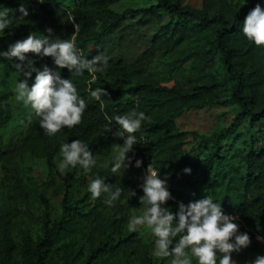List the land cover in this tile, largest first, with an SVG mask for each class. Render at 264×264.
Returning <instances> with one entry per match:
<instances>
[{"label":"trees","instance_id":"trees-1","mask_svg":"<svg viewBox=\"0 0 264 264\" xmlns=\"http://www.w3.org/2000/svg\"><path fill=\"white\" fill-rule=\"evenodd\" d=\"M72 1L73 7L69 10L55 0H0V7L11 9L10 15L16 18L20 15L17 9L21 3L29 12L27 17L14 20L11 28L4 30L0 50L32 32L49 35L47 29L51 28L53 36L65 39L75 36L77 47L89 59L96 55L109 58L106 67L100 65L103 70L95 73L97 79L91 85L93 89L106 90L107 95L102 96L103 108L100 101L89 98L88 82L92 74L84 70L83 75L75 76L67 68L61 70L62 76L72 79L78 92L88 101L81 124L70 130L65 126L49 137L36 118L31 121L12 146H0V189L11 192L13 200L27 198V184L16 167L17 162L26 155L44 156L49 167L55 168L60 145L65 141L83 140L95 157L113 153L112 145L123 143V139L113 135L119 129L114 120L111 130L105 129L109 123L106 116L136 109L148 118L135 133L138 142L128 155L133 156L134 164L143 150L159 169L160 177H167L169 191L175 199H169L167 206L175 211L179 201L188 203L211 195L214 202L221 203L225 213L238 218L240 230L250 234L249 248L255 255H264V242L256 239L257 235H264V145L258 148L254 137L249 136L248 141H242L239 151L235 149L240 138L238 130L245 121L264 125V47L249 42L241 31L250 10L257 3L264 7V0L235 4L230 0H204L201 10L184 7L178 0H158L149 7L121 13L111 8L121 0ZM160 14H166L169 21L161 34L151 37L149 47L139 58L128 60L105 50V37L126 17L151 18ZM27 55L38 60L37 68L45 64L57 67L51 57ZM155 59H163L165 74L148 71ZM0 64L15 68L16 63L0 57ZM230 103L237 104L240 111L229 127L211 136L179 131L173 121L175 115L191 109ZM8 119L0 115V126ZM141 140H144L143 146ZM193 142L200 149L197 157L189 154L188 147ZM185 167H190L191 173H185ZM136 169L129 173L128 179L114 180L108 176L105 180L113 190L122 188L116 202L131 199L133 209L137 208V200L142 195L141 171ZM61 178L65 193L58 223L65 228L75 221V214L67 206L73 177L63 173ZM131 190L136 192L135 196L131 195ZM41 200L47 207L46 200L42 197ZM48 221L46 218L41 242L28 247L30 256L25 264H44V248L51 243L53 233ZM7 237V223H0L3 246L8 243ZM117 251L127 260L149 264L147 247L133 233L120 237L116 244L98 246L82 264H92L100 253Z\"/></svg>","mask_w":264,"mask_h":264},{"label":"clouds","instance_id":"clouds-1","mask_svg":"<svg viewBox=\"0 0 264 264\" xmlns=\"http://www.w3.org/2000/svg\"><path fill=\"white\" fill-rule=\"evenodd\" d=\"M19 17L10 15L11 9L0 7V37L5 29H10L14 20H21L29 15L28 8L21 3L17 9ZM78 30V25H75ZM49 35L30 33L26 38L16 40L8 45L6 50H0V57L8 60L16 58L19 63L16 69L26 77L15 84V99L22 102L28 110V120L33 117L38 120L44 133L55 136L62 129H72L81 124L88 101L78 92L76 83L70 78H64L61 70L67 68L71 75L80 76L84 70L92 74L88 82L89 98L100 101L103 108L102 96L107 92L102 87L93 89L92 83L97 79L95 73L103 70L100 66H107L108 57L102 55L89 59L76 44L75 36L65 39L53 36L51 28ZM242 34L246 39L258 47H264V7L260 3L250 10L242 27ZM33 53L39 57H51L57 67L45 64L37 68L35 61L27 54ZM34 80L29 84V79ZM109 123L104 127L111 130L114 120L119 129L114 136L122 138L123 143H114V155L103 166L110 167L113 174L120 175L133 166V146L138 142L135 133L141 128L142 122L148 117L143 111L132 109L124 114L106 116ZM60 156L57 167L61 173L78 165L85 173L91 172L97 164V159L88 143L81 139L71 142L65 141L60 145ZM141 159H135L134 166L142 165ZM191 173L190 167L183 169ZM106 178L97 176L87 185V191L93 198L102 193L107 196L104 203L112 206L121 192L120 187L114 190L105 182ZM139 188L142 195L139 201L144 205L140 214H133L127 223L129 231H137L143 227L150 232L153 239L152 255L155 258H169L170 264H237L233 259L234 253H240L251 244V237L247 231H241L235 215L224 212L220 202H214L211 195L192 200L188 203L179 201L175 211L167 206L172 198L168 188L167 177L161 178L159 169L148 167L141 177ZM131 195L136 192L131 190ZM258 241L264 242V235H257ZM248 264H264V255H257Z\"/></svg>","mask_w":264,"mask_h":264},{"label":"rangeland","instance_id":"rangeland-1","mask_svg":"<svg viewBox=\"0 0 264 264\" xmlns=\"http://www.w3.org/2000/svg\"><path fill=\"white\" fill-rule=\"evenodd\" d=\"M66 9L73 7L72 0H55ZM158 0H121L112 6V10L121 13L127 9H141L156 4ZM184 7L201 10L204 0H178ZM244 0H230L231 3H243ZM169 18L166 14L156 17H126L121 25L110 35L105 37V50H110L113 56H122L128 60L139 58L149 47L150 39L156 34H161ZM0 45H3L0 42ZM4 46L2 50H6ZM122 51V55L121 54ZM35 61L38 60L29 56ZM155 59L149 66L148 71L155 75H163L166 70L162 62ZM19 63L16 58L12 60ZM15 65V64H14ZM29 79V84L34 80ZM26 77L16 67L11 68L0 64V115L8 116V121L0 126V146L10 147L24 133L28 124V110L22 102L15 99V84L18 80ZM240 108L235 103L227 106H205L200 109H191L175 115L173 121L179 131L197 132L203 136H211L229 127ZM240 138L236 142V150L243 147L242 141H248L249 136L255 139V145L260 148L264 145V125L255 123L251 125L245 121L238 130ZM144 140L140 141L143 146ZM226 142L223 141L222 145ZM189 154L197 157L200 149L196 143L188 147ZM114 155L96 157L97 164L92 167L91 172L85 173L78 165L69 168L65 173L73 177V189L67 206L75 214L74 223L64 228L59 225V219L63 212V199L65 183L57 167L59 156L56 159L55 168L49 167L44 156L26 155L18 161L16 167L27 184V198L24 200L12 199L11 192L0 189V223H7L8 243L3 246L0 241V264H25L29 258L28 247H35L43 239V228L46 218L47 225L53 227L52 241L44 248V264H82L88 254L98 246L104 244H116L120 237L133 233L136 238L147 247L149 264H170L169 258H155L152 255L153 239L149 231L138 227L137 231H129L127 223L133 214H140L144 205L138 201V206L133 209L131 199L122 202H114L112 206L104 203L107 194L102 193L100 197L93 198L87 191L88 183L97 176L115 179H128L129 173L137 171L136 167L130 166L122 174H113L110 167L103 165ZM137 159V158H136ZM141 177L143 170L139 167ZM41 197L46 200L45 203ZM60 226V227H59ZM61 228V229H60ZM77 257L71 261L70 258ZM256 258L255 252L249 247L240 253H234L233 259L237 264H248ZM92 264H139L137 261L127 260L122 257L121 251L116 253H100Z\"/></svg>","mask_w":264,"mask_h":264},{"label":"built area","instance_id":"built-area-1","mask_svg":"<svg viewBox=\"0 0 264 264\" xmlns=\"http://www.w3.org/2000/svg\"><path fill=\"white\" fill-rule=\"evenodd\" d=\"M137 159H141L142 160V165L141 168L143 170V173H145L146 169L150 166V167H154L151 159L145 154V152L142 150V154L140 156L137 157ZM155 168V167H154ZM173 201H175V199L172 197L171 198Z\"/></svg>","mask_w":264,"mask_h":264}]
</instances>
